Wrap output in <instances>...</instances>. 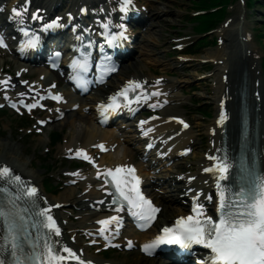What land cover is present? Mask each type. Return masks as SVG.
I'll list each match as a JSON object with an SVG mask.
<instances>
[{
  "label": "snow or ice",
  "instance_id": "6c2138e0",
  "mask_svg": "<svg viewBox=\"0 0 264 264\" xmlns=\"http://www.w3.org/2000/svg\"><path fill=\"white\" fill-rule=\"evenodd\" d=\"M27 3L28 0H25V5L13 7L11 10L12 15L21 17L27 11ZM131 4L132 0H122L120 4L121 10L127 12ZM31 18L33 20L40 19L37 13H32ZM58 21L59 17L51 23L45 24L44 30L63 27ZM103 27L107 29L108 25L105 24ZM121 28L124 30L119 32L118 36L126 38L127 29L123 25H121ZM20 31L25 37L29 36V32L25 28L22 27ZM39 39V36L33 33L29 39L21 41L20 51L23 52L25 48H35L39 43ZM0 47H8L3 35H0ZM57 56H59V53H57ZM56 66L54 63L53 67ZM72 67L80 72L87 71V59L85 58L83 61L74 59ZM75 79L81 87L87 86V82L83 81L80 76L75 77ZM10 80V77L6 80H0V85H3L7 89L10 86ZM25 83L27 82L25 81ZM146 83V81L130 80L118 93L108 98L107 104L102 103L98 105L101 115L104 116L102 123L107 120L105 113L109 111L114 112L120 108L121 102L118 97H122L125 106H127L133 102V99L136 101H146L151 97L161 94L158 90L148 92L144 86ZM160 83V80L156 81L157 85ZM129 92L135 93L134 98H129ZM23 95L25 94L21 93V96ZM6 98L10 99L7 96ZM52 99L62 101L63 96H53ZM21 103H24V101L21 100ZM37 106L41 105L36 103L25 105L29 111ZM148 106L159 107L160 105L157 103L149 104ZM12 107L16 108L17 105L13 103ZM180 122L183 123V121ZM41 123L45 122L41 121ZM140 123L144 124L145 121H141ZM148 146L151 147L150 144ZM97 147L105 151L108 150L103 144L97 145ZM77 155L95 164L92 157L83 149L79 150ZM215 167L220 174V179H224L230 165L226 161H223L219 162ZM211 170L205 169V171ZM136 172L137 170L134 166L120 165L115 168H108L105 172H100L97 178L103 177L114 186L115 192H110L109 195L114 197L112 204L118 205L115 210L122 212L125 210V204H127L132 214L142 221L141 227L146 229L156 219L160 209L154 205L152 200L144 195L141 190L142 179ZM74 175H79V173H74ZM220 179L217 180L218 188ZM0 180H4L5 182L9 180L15 181L19 187V194L15 199L28 198L31 200L33 206H35V198L38 194L37 188L25 185L22 178L19 175H14L12 169L7 165L0 166ZM4 190L6 191L7 189ZM218 196L220 198L217 208L219 213L218 219L205 215L203 206L196 202V197H193L192 214L178 217L171 227H163L160 235L143 246L144 252L148 255H154L155 250L164 244L179 245L181 248L201 245L208 250V253L198 261V264H264V176L258 177L247 190L240 188L236 193L234 201L226 200L224 192H218ZM99 203L102 204L103 201ZM55 206L58 207L59 205ZM50 207L39 210L38 214L43 217L40 223L55 236H60L61 230L56 224L54 217L50 214ZM10 215L12 213L9 210L0 209V217L4 218L7 224V234L3 237L4 242L0 247L5 251H8L10 248V255L13 257L11 264H65L70 259L78 261L79 264H86L72 248L63 246L62 249L57 250L55 243L58 242L49 243L47 239L44 240L42 246H39L40 250L34 248L32 251H25L17 243L19 229L15 220L13 223L8 224ZM19 219L22 221L23 217L20 216ZM98 223L102 225L100 229L101 234H105L113 224L119 228L122 221L116 215L100 220ZM105 238L107 239L108 237L105 236ZM133 246V242L129 241L128 247L132 248ZM64 253L67 255H64ZM0 264H8V262L5 259H0Z\"/></svg>",
  "mask_w": 264,
  "mask_h": 264
},
{
  "label": "bare ground",
  "instance_id": "6f19581e",
  "mask_svg": "<svg viewBox=\"0 0 264 264\" xmlns=\"http://www.w3.org/2000/svg\"><path fill=\"white\" fill-rule=\"evenodd\" d=\"M74 0H70V3H72ZM243 14H238V16L235 18V21L231 22V27H227L229 28L231 31L227 30V28H224L223 25L221 27H219L216 31V36H220L218 37L219 43L218 44H222L220 46V48H211L209 50H207L204 54L202 55H198V59L200 60H211L214 61H218L219 59H223L224 60V64H214V68L213 71H211L209 73L210 77H213L212 83L210 84V86L207 87V84H203L206 88L204 94H207L208 98H211L212 101L215 103V106H217V101L221 100V95L225 92V89L227 88V94L229 96H231V100L228 101V104H222L223 108H226L228 105L229 110L231 111V119L227 118V134H228V142H232L234 140L235 137V133H236V107H237V103H234V95H233V90H234V83L239 81L240 78V70L243 68L244 71L247 73V76H251L255 78H259V89L261 91V94H259L258 97V101H257V105H258V113H259V109L264 110V89H263V83H262V78L261 76L253 73H251V71L249 70V62L246 58H240V56L238 55L237 57H235L236 53L239 51V47L238 44L236 43V41L234 40L233 35H231L230 33H233L232 30H241L240 27H238V23H241V16ZM151 25H154V23H151ZM156 25V24H155ZM242 25V23H241ZM224 29V30H223ZM156 30V29H153ZM159 30V28L157 29ZM144 37V36H143ZM142 37V39H143ZM244 46V55L253 59V54L252 53H257L254 49H252V47L250 45L247 44V42L245 44H243ZM251 49L250 54L247 53V50ZM217 50V52H216ZM223 52L226 53V57H224V55H221ZM195 58V60H196ZM215 61V62H216ZM256 67L258 68V62L257 59H254ZM194 65H198L195 61L192 62ZM135 63H131V65H133ZM139 64V63H138ZM191 63H186L185 65H189ZM227 68V75H228V79L226 80L225 77L222 76V74H224V70ZM140 71L141 72H133V73H137L138 75H145L144 73V67L140 66ZM250 74H248V72ZM196 73L199 72H188L187 73V77H185L182 81H196V77H198V75ZM221 77H223L224 80L221 79ZM171 80V79H170ZM168 85H171V83H168ZM206 91H208V93H206ZM170 100H172V102H177L179 100L178 94L176 92H171L170 93ZM260 102V103H259ZM223 103V102H222ZM233 106H235V114L233 113ZM173 112H175V108L173 106H171V104L167 107H165L162 111L163 115H170ZM226 113V111H225ZM262 113V112H261ZM235 116V118H234ZM215 117L213 118L214 121ZM213 121L210 123V127L212 128L213 125ZM260 123H261V148H262V153L264 154V119L260 118ZM65 127L66 125L69 127V134L73 137H76L77 139H84L86 142H91V141H96V139H103L104 134H109V130H103L100 129L93 121L92 116H89L85 113H83L82 111L80 113L68 116L64 121H62L61 123L58 124L57 127ZM206 132L208 131V126L205 128ZM215 141L217 140V138H215ZM41 142H44L43 140H41ZM41 142H38V145L41 144ZM210 142V147L205 150L204 154H197V158L196 161L194 162L193 165V169L198 172V170L200 169V166L198 165L199 162L201 161H205L208 157H210L213 154L214 151V146L212 144V140L209 141ZM68 145V143H67ZM207 146V145H206ZM121 152V148L119 146H117V148L115 149V155H112V159L115 161H120L122 160L124 154H120ZM111 158L110 154H107L105 156H103V161H107ZM0 163H4L12 168H14V170L16 172H19L21 175H23L24 177L34 181L37 184H40V176L38 174L37 171L33 170L30 168V165L32 164V162H29V159L26 157L24 158L22 154H20L19 148L17 146V144H12L10 142L7 141H2L0 142ZM49 200H46L47 204L49 206H51L52 209V213L54 216V219L56 220L61 233L63 235H65V238H67L70 234H72L75 231V228L78 227V223H75L74 225L70 224V223H65L64 218L66 219V217L68 216V212H72V210L70 208L64 207L63 210L61 211H57L53 208L52 203L54 202H64L66 203H72V205H76L79 204V206H83L82 204V197L80 196V193L74 189V188H65L64 191L62 193H60L57 196L54 197H50L48 196ZM159 203L164 205V211H166L163 215L162 218L160 220V223L166 222L167 219L169 218V213H171L170 217H172L173 214L175 213H179L181 210V207H174L171 206L173 205V203H167V202H163L162 198L158 199ZM82 224L85 226H90L89 225V221H91L90 218L85 217L82 219ZM70 233V234H68ZM117 262H119V264H128L130 263L129 261H127V258H121L119 259ZM136 264H139L136 263ZM152 264H157L155 260H152Z\"/></svg>",
  "mask_w": 264,
  "mask_h": 264
},
{
  "label": "rangeland",
  "instance_id": "374dc122",
  "mask_svg": "<svg viewBox=\"0 0 264 264\" xmlns=\"http://www.w3.org/2000/svg\"><path fill=\"white\" fill-rule=\"evenodd\" d=\"M192 1L193 0H176L175 2H173L172 5L175 8V10L179 11L180 13L186 14L188 11H190L192 8H194L192 6ZM257 1H261L260 3H264L263 2L264 0H257ZM231 4L232 5L229 4L230 6L229 5L228 6L233 10V5L235 4V2H232ZM255 8H256V6H253V9H255ZM228 10H229V12L225 11V14L227 15V14L230 13L228 17L232 18V15L234 14L235 11H231L230 9H228ZM251 10H252V8L249 9L248 12H251ZM253 18H256L257 22H254L255 24L251 23L250 26L258 28L257 30H258V33H260V35H261L260 40H261L262 43L261 44H259L257 42H255V43H256V45L258 47L260 45L261 48L259 47V50H260V53L262 55L261 58H264V9L257 8L255 17H253L252 14L250 15V20L253 19ZM249 22H251V21H249ZM176 23H178L177 20H176ZM181 23L182 24H189L187 22H181ZM254 31H256V30L254 29ZM210 36H211L210 34H207L206 38L210 39ZM210 45H213V44H210ZM205 47H206V44H203V48H199V51L202 52ZM212 47L210 46L209 48H212ZM189 71L190 72H192V71L200 72V69L199 68L198 69L195 68V69H192V70H189ZM193 83L194 82H192V84ZM199 100H201V99L199 98Z\"/></svg>",
  "mask_w": 264,
  "mask_h": 264
}]
</instances>
